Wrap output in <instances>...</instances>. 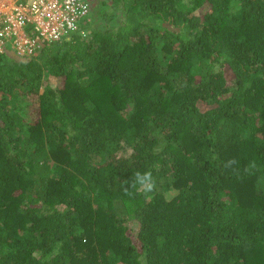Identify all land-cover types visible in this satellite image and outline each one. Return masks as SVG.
Masks as SVG:
<instances>
[{
    "label": "trees",
    "instance_id": "obj_1",
    "mask_svg": "<svg viewBox=\"0 0 264 264\" xmlns=\"http://www.w3.org/2000/svg\"><path fill=\"white\" fill-rule=\"evenodd\" d=\"M92 5L0 56V264H264V0Z\"/></svg>",
    "mask_w": 264,
    "mask_h": 264
},
{
    "label": "built area",
    "instance_id": "obj_2",
    "mask_svg": "<svg viewBox=\"0 0 264 264\" xmlns=\"http://www.w3.org/2000/svg\"><path fill=\"white\" fill-rule=\"evenodd\" d=\"M92 0H0V56L6 45L19 57L46 42L78 32L89 20Z\"/></svg>",
    "mask_w": 264,
    "mask_h": 264
},
{
    "label": "clouds",
    "instance_id": "obj_3",
    "mask_svg": "<svg viewBox=\"0 0 264 264\" xmlns=\"http://www.w3.org/2000/svg\"><path fill=\"white\" fill-rule=\"evenodd\" d=\"M234 163H236L235 160H231L228 162L229 165ZM255 167H256L255 162H253L250 165V168H255ZM246 171H248V169H246ZM137 184L140 186L138 190H142L144 192H151L154 188V181L151 172H145V173L137 172L135 174V181L131 184V187L135 188ZM125 193L128 194L127 188H125Z\"/></svg>",
    "mask_w": 264,
    "mask_h": 264
},
{
    "label": "rangeland",
    "instance_id": "obj_4",
    "mask_svg": "<svg viewBox=\"0 0 264 264\" xmlns=\"http://www.w3.org/2000/svg\"><path fill=\"white\" fill-rule=\"evenodd\" d=\"M95 1V0H94ZM94 6H96V4H94ZM94 8H96V7H93V5L91 6V8H90V14H89V17H91V12H92V10L94 9ZM6 50H7V52H6V54L7 53H12V51H11V49H10V47H9V45L7 44L6 45ZM36 99L34 98V99H32L31 97H30V100L28 101V105H27V108L24 110V111H27V113L26 114H28V113H30V116H29V118H31V120H35V118H36V116H37V105H36ZM134 223L132 222H129V225L130 226H132L133 228H134V225H133ZM132 229V228H131ZM133 230L134 229H132L131 230V233L133 234L134 232H133Z\"/></svg>",
    "mask_w": 264,
    "mask_h": 264
}]
</instances>
